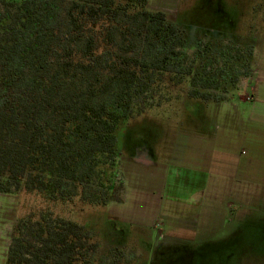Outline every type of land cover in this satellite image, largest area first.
Segmentation results:
<instances>
[{
  "label": "trees",
  "instance_id": "obj_1",
  "mask_svg": "<svg viewBox=\"0 0 264 264\" xmlns=\"http://www.w3.org/2000/svg\"><path fill=\"white\" fill-rule=\"evenodd\" d=\"M148 1L0 0V192L97 206L120 199L117 130L153 105V91L188 80V97L224 102L253 72L252 39L237 52L216 47L211 31L191 42ZM245 27L256 29L232 30ZM30 217L15 226L7 264H94L93 232ZM109 249L98 264H127V248Z\"/></svg>",
  "mask_w": 264,
  "mask_h": 264
},
{
  "label": "rangeland",
  "instance_id": "obj_2",
  "mask_svg": "<svg viewBox=\"0 0 264 264\" xmlns=\"http://www.w3.org/2000/svg\"><path fill=\"white\" fill-rule=\"evenodd\" d=\"M256 2L258 26L242 29L243 41L213 38L216 47L230 45L236 52L254 45L250 39L257 43L251 46L254 78L253 72L241 77L224 102L188 97V80L153 91V105L117 130L113 179L120 199L97 206L78 197L52 202L25 191L0 192V264H7L15 226L30 216L72 220L93 232L94 264L110 256L113 246L134 253L127 254V264H264V121L251 119L256 110L264 113V1L149 0L148 8L164 11L191 38L207 41L202 32L215 28L207 22L218 27L232 14L240 20ZM250 16L244 21L253 26ZM257 84L262 91L251 88ZM255 98L261 108H253ZM202 132L218 152L207 173L195 153L192 161L188 156L193 145L200 147Z\"/></svg>",
  "mask_w": 264,
  "mask_h": 264
},
{
  "label": "crops",
  "instance_id": "obj_3",
  "mask_svg": "<svg viewBox=\"0 0 264 264\" xmlns=\"http://www.w3.org/2000/svg\"><path fill=\"white\" fill-rule=\"evenodd\" d=\"M258 6H259L258 3L256 2L254 4H250L249 8L246 7V9H247L248 12H247L246 16H242L240 20L237 19V21H238V24L237 25L239 27L244 26V25H247V21L246 22L244 21L245 17H249L251 14H253L254 16H250V19H253V21H252L251 24H253V27L254 26L257 27L258 25H257L256 21H257V18L260 15H258L259 11L255 12V9L258 10ZM246 9L244 10V12L246 11ZM233 32H234V34L240 35V36L242 34L241 33L242 32L241 30L234 29ZM255 33H257V32H255ZM253 78H254V72H253L250 80L253 79ZM251 88L253 90H255V91H262V87L259 88V85L258 84L256 86L252 85ZM263 90H264V88H263ZM253 101H256L255 105L253 106L254 109L261 108V107H257V104L258 103H261V104H262V102L264 103V101H262V102L261 101H257L256 98ZM257 111L258 110H256L255 113L252 115L251 119L257 120V121H264V113H262V114H256ZM208 136L209 135H207V134L204 135L203 132H202L201 137L197 136V137L200 138V147L199 148H194L193 147L194 145H193L191 147L192 148V154L190 152L188 153V156H190L189 157V161H192L194 159V157H193V154L194 153L197 155V158H200V164H202L200 166H201V170H202L203 173H207L209 171V169L211 168V166L215 163V160H216V154L215 153H218L217 152V149L214 148V146H211V139ZM198 162L199 161H197V163Z\"/></svg>",
  "mask_w": 264,
  "mask_h": 264
},
{
  "label": "flooded vegetation",
  "instance_id": "obj_4",
  "mask_svg": "<svg viewBox=\"0 0 264 264\" xmlns=\"http://www.w3.org/2000/svg\"><path fill=\"white\" fill-rule=\"evenodd\" d=\"M219 6H220L219 8H223L222 2H219ZM228 19L229 20L227 22H225V21L223 22L222 19L218 20V22L220 21V23H218L219 24L218 27L214 26V24H215L214 22H212V23L211 22H207V25H209L211 27H215V28H212V29H209L208 30V31H211L212 32L211 33L212 36H210V37H213V38L223 37V39H226L227 37H231V38H234L235 39L233 41H236L238 39H239L238 41H240V40L243 41L244 39H242V37H240L239 35L238 36H234L235 34L234 35L231 34V31L228 32V30H232L234 27L237 28V26H238L237 25L238 24V21L235 18V14L229 15L228 16ZM234 21H236V23H234ZM204 37H206V36H204ZM190 40H191V42H197L199 39H198L197 35H193V38L190 37ZM118 159H119V157H118ZM161 237H163V235H161ZM133 254H132V256H133ZM130 255L128 254V256H130ZM135 256H136V253H135Z\"/></svg>",
  "mask_w": 264,
  "mask_h": 264
}]
</instances>
